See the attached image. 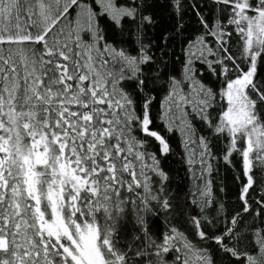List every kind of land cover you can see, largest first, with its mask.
Segmentation results:
<instances>
[{
    "label": "snow or ice",
    "instance_id": "6c2138e0",
    "mask_svg": "<svg viewBox=\"0 0 264 264\" xmlns=\"http://www.w3.org/2000/svg\"><path fill=\"white\" fill-rule=\"evenodd\" d=\"M225 261L264 264V0H0V264Z\"/></svg>",
    "mask_w": 264,
    "mask_h": 264
},
{
    "label": "trees",
    "instance_id": "16d2710c",
    "mask_svg": "<svg viewBox=\"0 0 264 264\" xmlns=\"http://www.w3.org/2000/svg\"><path fill=\"white\" fill-rule=\"evenodd\" d=\"M175 166L179 167L178 165ZM226 177L227 178L224 181V183L226 184V192L222 195H224L229 202H233L236 194V185L231 179V173H227ZM224 264H227V262L225 261Z\"/></svg>",
    "mask_w": 264,
    "mask_h": 264
}]
</instances>
